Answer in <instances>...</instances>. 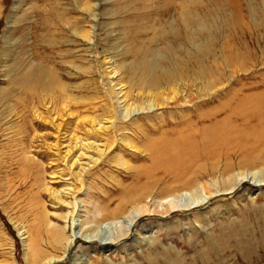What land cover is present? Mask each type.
<instances>
[{"label":"rangeland","instance_id":"obj_1","mask_svg":"<svg viewBox=\"0 0 264 264\" xmlns=\"http://www.w3.org/2000/svg\"><path fill=\"white\" fill-rule=\"evenodd\" d=\"M251 97L264 98V0H0V264H264L260 168L197 208L143 212L222 182L200 166L264 155L149 173L148 142ZM114 210L127 237L81 238Z\"/></svg>","mask_w":264,"mask_h":264},{"label":"bare ground","instance_id":"obj_2","mask_svg":"<svg viewBox=\"0 0 264 264\" xmlns=\"http://www.w3.org/2000/svg\"><path fill=\"white\" fill-rule=\"evenodd\" d=\"M147 68L148 71L153 68L152 64L147 66ZM153 71L154 70H151L150 72L152 73ZM164 103L165 102L162 101L161 104ZM153 105H159L158 99L153 100V102L149 104V108ZM261 106H264V98H262V101H260L257 97L237 99L235 103L227 101L218 108V111L214 114L215 116L213 117L211 124L203 128V130H193L191 124H188L186 121L181 123L178 127L177 124L170 138L161 137L154 142L147 143L145 148L150 152L153 160V165L151 166L149 173L152 175L155 168L163 165L167 173L183 176L190 171V167L193 168L199 161H213L218 156L221 157L224 154L228 157L232 156V151L235 153L234 148H236L238 153L245 154L246 156H250L258 150L262 151L264 148V112H261ZM205 114L207 117L210 116L208 113ZM221 114L223 118L217 119V116ZM236 119L248 122V126L251 131L243 132L244 129H238L233 125L231 127L233 120ZM222 125H225V128H221ZM263 156L264 155L262 154L253 157L251 156L248 160L240 161L238 167H235V164L233 165L232 162L219 163L217 160L213 161L209 166H204V168L200 166V170L208 171L207 174H211L213 178L216 176L217 172H220L222 176L221 178H223L222 182H220V184H211L208 182L203 184L201 182H194L187 188L180 186L181 188H177L173 192L164 195L162 198L166 201L174 197L173 202H167L165 206H161L160 204L159 206H155L153 209L150 208L149 210L144 209L143 212L146 213L148 211L151 213L159 211V213L166 215L179 210L183 211L191 208H197L206 203L209 198H213L221 192L231 193L239 185L242 183L244 184L248 178L246 170L260 168L259 171L262 173V176H259V180L264 182ZM236 168L239 169V172H236ZM200 185L204 187L205 192L200 189ZM141 195H139V193L136 194L133 192H127L124 194V198L128 203L139 204L142 201ZM126 212V210L125 212L119 213H117L116 210L110 212V216L108 218L102 217L101 221L96 222L97 225L95 228L93 227L89 229L92 230L91 235L83 234L81 238L84 240L94 239L107 244H109V242H119L130 234L129 227L125 224L126 219L129 218ZM119 215H126L124 217L125 221L122 226L115 227L116 229L114 228L116 231L111 237H100V233H98V231L93 233L94 229L98 230L97 227L101 222L103 223V221L107 222L108 220H117L121 218ZM136 217L134 218L136 219ZM134 218H132V220ZM62 238L60 235H57L55 237V241L57 243L61 242L62 244ZM70 242H72V240L68 243ZM54 261L55 258L48 259L47 264Z\"/></svg>","mask_w":264,"mask_h":264}]
</instances>
